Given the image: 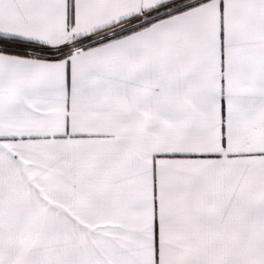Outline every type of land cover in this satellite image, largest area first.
<instances>
[{
	"label": "snow or ice",
	"instance_id": "snow-or-ice-1",
	"mask_svg": "<svg viewBox=\"0 0 264 264\" xmlns=\"http://www.w3.org/2000/svg\"><path fill=\"white\" fill-rule=\"evenodd\" d=\"M0 264H264V0H0Z\"/></svg>",
	"mask_w": 264,
	"mask_h": 264
}]
</instances>
